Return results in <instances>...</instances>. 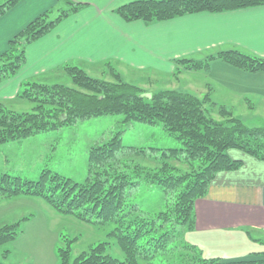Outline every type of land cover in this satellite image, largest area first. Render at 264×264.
Segmentation results:
<instances>
[{
  "label": "trees",
  "instance_id": "1",
  "mask_svg": "<svg viewBox=\"0 0 264 264\" xmlns=\"http://www.w3.org/2000/svg\"><path fill=\"white\" fill-rule=\"evenodd\" d=\"M19 1H0V17ZM61 1L67 7L58 8L59 13L54 19L48 20L51 9L43 11L8 39L7 47L0 53V82L19 71L30 42L81 7L71 0ZM260 5H264V0H131L119 5L115 12L125 21L152 23L201 11L222 12ZM213 59L248 72L264 71V57L228 48L208 53L200 59H175V74L207 70ZM105 66L113 80L91 76L83 68L65 63L61 69L71 86L22 82L18 97L34 106L29 112H17L0 103V144L73 125L82 119L121 114L123 122L161 125L181 147L163 150L161 164L155 169L134 165L131 176L116 164V154L123 148L122 131H117L108 140L90 146L87 175L82 182L49 168L42 169L36 180L0 170L1 196L40 197L58 213L73 215L85 222L114 225L109 235L122 250L123 260L107 252L105 241L72 257L71 243L77 239L74 237L65 239V246L57 247L58 264L264 263V258H206L181 236L183 228L193 229L194 202L206 194L215 175L220 171L237 170L243 165V160L229 154L230 150L236 149L264 161V122L249 126L223 104L212 101L208 94L198 96L176 89L146 94L140 86L123 80L110 63ZM215 113L220 119L213 117ZM170 160L184 164L185 170ZM140 184L154 185L165 193L174 194L164 210L151 215L142 212L129 198L130 190ZM27 219L23 217L0 227V247L22 232L21 223ZM262 254L264 251L254 256Z\"/></svg>",
  "mask_w": 264,
  "mask_h": 264
},
{
  "label": "crops",
  "instance_id": "2",
  "mask_svg": "<svg viewBox=\"0 0 264 264\" xmlns=\"http://www.w3.org/2000/svg\"><path fill=\"white\" fill-rule=\"evenodd\" d=\"M71 1L81 7L26 46L22 67L0 82V99L18 97L24 81L49 83L56 77L53 75L64 74L61 67L65 63L77 65L88 74L94 70L104 74L105 63H110L125 80L141 74H172L175 59H200L219 49L236 48L264 57V5L201 11L144 23L125 21L116 14L115 8L131 0ZM60 2L20 0L9 9L0 17V53L11 35ZM203 71L210 82L227 92L223 98H234L240 105L245 102L251 109L260 104L259 100L264 106V71L248 72L220 59L211 60ZM233 150L229 154L243 160V165L215 175L206 194L194 202V227L190 231L201 239L213 237L212 241L244 245L246 253L230 260L261 259L263 254H254L264 251V161Z\"/></svg>",
  "mask_w": 264,
  "mask_h": 264
},
{
  "label": "rangeland",
  "instance_id": "3",
  "mask_svg": "<svg viewBox=\"0 0 264 264\" xmlns=\"http://www.w3.org/2000/svg\"><path fill=\"white\" fill-rule=\"evenodd\" d=\"M61 3L52 7L48 13V20L58 15V8H66L67 5ZM103 70L104 74L94 70L90 75L113 80L108 67L104 66ZM175 72L160 73L157 76L141 74L127 77L125 81L140 86L146 94L161 89H176L198 96L208 94L212 101L223 104L245 124L255 126L264 122V106L261 100L258 101L260 103L258 106L251 109L245 102L240 105L235 103L234 98H223L227 96V92L220 88V85L210 82L203 70L176 74ZM52 77L54 78L48 81L49 83L72 85L65 73ZM248 98L257 99L251 96ZM0 103L17 112H29L34 106V103L21 97L12 100L0 99ZM213 117L220 119L216 113ZM122 120L121 114H106L78 120L73 125L41 132L19 141L0 144V170L36 180L42 169L49 168L74 181L82 182L87 175L90 146L108 140L117 131H122L123 148L116 154V164L119 169L125 170L131 176L134 175V165L155 169L161 164L163 150L181 147L180 142L170 136L161 125ZM233 151L239 153L237 150ZM170 162L183 170L186 168L179 161ZM173 194L165 193L154 185L140 184L130 190L129 198L139 205L142 212L153 215L165 209V204L171 201ZM23 217L28 219L21 223L22 232L14 240L0 247L2 264H58L57 247L65 246V239L74 237L77 239L71 243L72 257L87 251L92 245L105 241L108 243L107 252L111 256L119 260L124 259L115 238L109 235L114 227L110 222L90 223L81 221L73 215L58 213L40 197L17 195L4 198L0 194V227ZM181 236L189 244L195 245L206 258L228 259L246 253L245 246L239 242L230 244L222 240L212 241L213 237L211 240L201 239L200 235L185 228L181 230ZM138 264L145 263L140 261Z\"/></svg>",
  "mask_w": 264,
  "mask_h": 264
}]
</instances>
